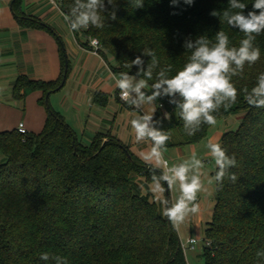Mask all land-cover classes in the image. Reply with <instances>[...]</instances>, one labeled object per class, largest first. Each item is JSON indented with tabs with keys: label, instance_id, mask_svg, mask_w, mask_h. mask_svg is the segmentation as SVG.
<instances>
[{
	"label": "trees",
	"instance_id": "trees-1",
	"mask_svg": "<svg viewBox=\"0 0 264 264\" xmlns=\"http://www.w3.org/2000/svg\"><path fill=\"white\" fill-rule=\"evenodd\" d=\"M56 1L65 15L74 4V0ZM22 2L11 3L20 25L48 28L26 15ZM113 2L115 20L106 12L103 27L73 33L86 48L92 49L90 40L96 38L101 45L98 53L115 60L111 68L118 76L121 72L135 74L136 68L127 65L145 49L154 50L159 66L149 85L161 69L171 65V76L188 62L191 52L183 47L186 39L205 36L214 44L216 33L224 31L229 47H239L246 38L223 17L228 0H194L191 6L183 0L178 5L171 0H143L139 8L133 0ZM240 2L247 5L245 14L252 10L254 0ZM107 7L110 12L111 6ZM213 10L216 16L211 15ZM59 42L58 79L21 74L12 87L13 96L21 100L31 92H41L38 102L47 108L43 128L25 134L18 128L0 131V264H55L40 259L45 252L65 257L68 264H188L177 228L163 216L162 205L152 199L149 165L110 131L97 133L84 144L64 115L50 106L48 98L65 74V51ZM254 46L260 49V59L251 66L246 63L243 73L232 77L237 102L213 113L216 121L239 112L243 117L219 142L228 155H235L237 164L228 173L237 179L226 176L222 187L216 184L212 217L203 229L204 264H264V256L257 255L264 252V108L250 106L243 92L244 88L250 91L264 72V32ZM142 58L150 63V57ZM69 72L68 64L66 79ZM93 101L106 106L109 95L96 91ZM155 104L154 119L162 120L163 130L170 135L165 147L194 144L208 137L212 126L207 124L188 136L168 98ZM165 112L171 120L162 119Z\"/></svg>",
	"mask_w": 264,
	"mask_h": 264
},
{
	"label": "clouds",
	"instance_id": "clouds-1",
	"mask_svg": "<svg viewBox=\"0 0 264 264\" xmlns=\"http://www.w3.org/2000/svg\"><path fill=\"white\" fill-rule=\"evenodd\" d=\"M179 2L171 0L172 5H178ZM183 2L191 6L194 0ZM133 3L137 8L143 7V0H133ZM228 4L229 9L223 12L224 19L230 27L238 29L246 37L240 41L239 47H229V37L224 31L216 33L214 44L205 36L186 39L183 47L191 52L188 62L171 76V65L161 69L151 85L148 81L153 79V70L159 66V59L154 50L145 49L141 56L127 65L130 69L136 68L135 74L121 72L115 81L120 100L143 111L145 105H153L160 98H168L183 120L188 136L195 135L203 124L214 126L217 121L213 113L237 102L238 90L232 77L241 75L246 63L251 66L260 59V49L254 46V41L264 32V0H254L252 10L247 14L244 12L247 5L240 0H228ZM109 5L112 8L110 12L107 7ZM115 7L113 0H74L64 19L70 31H80L90 26L100 28L103 27L106 12L110 13L111 19H116ZM232 9L240 11L233 12ZM216 14L215 10L211 12L213 16ZM143 56L150 57V63L145 64ZM243 92L250 106L264 108V72L258 75L256 85L250 91L244 88ZM154 114L155 108L151 112L137 115L131 120V128L137 143H151L150 150L142 152L140 158L150 167L151 188L157 194L156 202L162 205L163 216L173 227H178L189 215L200 211L198 194L207 190L202 178H207L208 184L216 183L219 187H222L226 176L236 181L235 174L229 176L228 170L236 166L237 160L234 154L228 155L220 143L209 139L206 148L216 166L213 176L208 177L204 162L195 151L188 159L169 166L164 159V150L170 135L163 130L162 120L154 119ZM162 119L171 120V114L165 112ZM177 186L179 196L175 201L163 196L166 190ZM192 243L195 245L196 241ZM257 255L264 256V252H258ZM40 259L53 260L55 264H68L65 257L50 256L47 252L42 253Z\"/></svg>",
	"mask_w": 264,
	"mask_h": 264
},
{
	"label": "rangeland",
	"instance_id": "rangeland-1",
	"mask_svg": "<svg viewBox=\"0 0 264 264\" xmlns=\"http://www.w3.org/2000/svg\"><path fill=\"white\" fill-rule=\"evenodd\" d=\"M65 55L67 63L70 65L69 75L64 86L58 91L51 93L48 101L53 109L64 115L78 139L84 144H88L97 133H104L110 130L113 134L119 135L122 142L131 147L138 155L149 151L150 142L137 143L135 141L131 120L141 114V112L142 114L143 112H151L153 108H155L156 112V104L145 105L143 111H138L128 109L117 98V90L115 91L113 86L115 81L109 71V66L115 65V60L111 56L108 55L106 59H102L101 70L97 69L98 61L92 56L86 60L83 56L74 60L67 54L66 49ZM82 63L83 66H81ZM103 82L104 85L102 84ZM105 84L114 91L107 93L109 94L107 105L100 106L94 103L93 99L96 91H107ZM12 87L3 78L0 79V131L18 128L21 124L27 129H32V131H41L45 117H47L46 106L40 105L38 102L41 93L35 91L29 93L23 100L16 99L13 96ZM145 91H150V89H145ZM242 117L243 112H239L218 119L216 124L210 128L208 137L197 143L165 147L164 159L171 166L188 159L192 152L195 151L197 156L203 160L204 170L208 173V177L213 176L216 166L214 160L208 155L206 143L213 135H220L226 131L235 130L239 126ZM202 179L207 190L198 194L197 203L200 205V211L197 214L189 215L182 224L176 227L183 245L190 237L199 239L194 249L184 248L188 264H204L201 256L205 240L203 229L207 222L211 220L215 205L216 183L208 184L207 178ZM151 185L152 183L149 185V189L152 193V199L156 201L157 194L153 193ZM163 196L166 198V191ZM178 196V186L169 190L171 201H175Z\"/></svg>",
	"mask_w": 264,
	"mask_h": 264
},
{
	"label": "crops",
	"instance_id": "crops-1",
	"mask_svg": "<svg viewBox=\"0 0 264 264\" xmlns=\"http://www.w3.org/2000/svg\"><path fill=\"white\" fill-rule=\"evenodd\" d=\"M11 3L12 0H0V79L3 78L11 87L17 76L21 74L32 79H58L61 73L59 39L63 42H61L63 49L65 47L67 54L74 60L82 56L86 60L92 56L98 61L97 69L102 70L104 58L100 54H95L91 48L81 45L73 31L69 30L68 23L64 19L65 14L56 0H23L22 2L23 12L38 18L48 28H29L20 25L12 13ZM109 71L113 80L116 81L118 75L114 74L111 65ZM102 84L104 85V82ZM105 86L106 94L114 90L119 92L116 84L113 85L114 90L106 84ZM117 92L116 96L120 99ZM120 101L124 104L122 100ZM110 132L113 134L112 131ZM115 136L122 141L119 135ZM221 137L222 134L213 135L209 139L219 143ZM130 149L140 158V155L131 147ZM2 161L3 156L0 155V162Z\"/></svg>",
	"mask_w": 264,
	"mask_h": 264
},
{
	"label": "built area",
	"instance_id": "built-area-1",
	"mask_svg": "<svg viewBox=\"0 0 264 264\" xmlns=\"http://www.w3.org/2000/svg\"><path fill=\"white\" fill-rule=\"evenodd\" d=\"M90 44H91V46H92V51H93L95 54H99V53H98V50H99L100 47H101L99 41H98L96 38H93V39L90 40ZM118 96H119V98H120V93H119V92H118ZM18 131H19L20 133H23V134H25V133L28 132L27 129L25 128V126H24L23 124H21V125L18 127ZM193 240L196 241L195 245H196V244L198 243V241H199L198 238H192V237H190V238H188V239L185 241V244H184V245L182 244L183 248H185V249H186V248L194 249V248H195V245L192 243Z\"/></svg>",
	"mask_w": 264,
	"mask_h": 264
},
{
	"label": "water",
	"instance_id": "water-1",
	"mask_svg": "<svg viewBox=\"0 0 264 264\" xmlns=\"http://www.w3.org/2000/svg\"><path fill=\"white\" fill-rule=\"evenodd\" d=\"M67 68H68V63H67V58H66V55H65V74H64V77L61 81V83L59 84V86L55 89V91H58L59 89H61L65 82H66V74H67ZM167 187V186H166ZM166 198L169 199V190H166Z\"/></svg>",
	"mask_w": 264,
	"mask_h": 264
}]
</instances>
